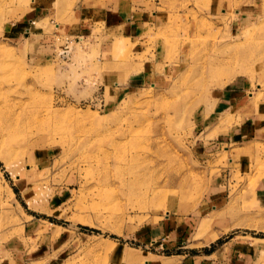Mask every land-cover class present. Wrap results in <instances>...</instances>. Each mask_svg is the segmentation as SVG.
Returning a JSON list of instances; mask_svg holds the SVG:
<instances>
[{"label": "rangeland", "instance_id": "rangeland-1", "mask_svg": "<svg viewBox=\"0 0 264 264\" xmlns=\"http://www.w3.org/2000/svg\"><path fill=\"white\" fill-rule=\"evenodd\" d=\"M0 103V264H264V0H0Z\"/></svg>", "mask_w": 264, "mask_h": 264}, {"label": "crops", "instance_id": "crops-1", "mask_svg": "<svg viewBox=\"0 0 264 264\" xmlns=\"http://www.w3.org/2000/svg\"><path fill=\"white\" fill-rule=\"evenodd\" d=\"M134 13H136V12H134ZM134 13L132 12L129 16H125L126 26H127V24H133L136 22L135 20H136L137 16H135ZM234 100H236V98L234 97V94H228V92L226 94L219 96V98L217 99L216 105L218 107V110H220V113L223 112V110L231 109L233 106ZM218 101H219V103H218ZM262 114H264V113H261L260 111H258V113L256 115V119L258 118L260 120V122L254 127L253 134L254 135L259 134V135L264 137V115H262ZM244 129H245V127L243 126L242 133H245L246 130L249 131L248 129H245V130ZM255 197H256L257 203L264 208V181L259 183L258 190H257ZM257 240L259 242V241H262L264 239L260 238ZM255 247L261 249V245L259 243H256ZM215 250L216 249L210 250L208 253H204V254L207 257L208 256L217 257L218 252ZM213 263L217 264L215 261H213Z\"/></svg>", "mask_w": 264, "mask_h": 264}, {"label": "bare ground", "instance_id": "bare-ground-1", "mask_svg": "<svg viewBox=\"0 0 264 264\" xmlns=\"http://www.w3.org/2000/svg\"><path fill=\"white\" fill-rule=\"evenodd\" d=\"M2 101V100H1ZM1 104V103H0ZM5 105V104H3ZM2 105H0V109H1ZM6 117L9 118L11 121H9V123L6 124V128H7V131L9 133H12L13 131H15L16 129L19 128V119L18 117H15V118H11V115L10 114H6ZM12 119H15V120H12ZM15 138V137H14ZM14 139H11L10 140V143L11 141H13ZM260 245H261V249L262 251H264V241H260Z\"/></svg>", "mask_w": 264, "mask_h": 264}]
</instances>
